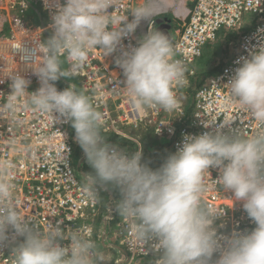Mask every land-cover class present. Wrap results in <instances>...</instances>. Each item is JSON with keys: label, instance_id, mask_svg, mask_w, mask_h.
Returning a JSON list of instances; mask_svg holds the SVG:
<instances>
[{"label": "clouds", "instance_id": "obj_1", "mask_svg": "<svg viewBox=\"0 0 264 264\" xmlns=\"http://www.w3.org/2000/svg\"><path fill=\"white\" fill-rule=\"evenodd\" d=\"M114 3H57L52 35L40 50L43 62L34 71L40 87L29 92L30 79L19 73L10 76L8 109L14 111L17 101L27 98L26 106L32 110L58 114L59 120L71 123L86 156L80 166L90 179L89 195L95 197L104 188L119 193L114 211L127 222L130 243L156 250L154 264H264V42L237 61L239 66L226 84L234 103L250 112L261 128L245 136L230 125H204L210 130L185 135L178 150L153 169L150 162H143L142 147L130 152L101 135L103 115L85 92L72 86L61 91L55 83L67 75L62 57L70 69H79L92 49L106 56L119 52L115 64L137 110L178 107L173 89L184 82V68L173 59L169 36L149 27L134 46L122 45L141 24L150 26L154 16L169 7L167 0H143L131 10V20L114 16ZM163 16L159 18L163 24L166 19L173 22ZM85 165L91 168V177L83 171ZM13 168L11 161L0 162V252L10 249L13 264H102L104 257L95 242L79 231L66 236L59 224L40 231L20 214L8 179ZM212 168L219 170L220 187L232 193L234 204L242 203L256 225L252 231H234L230 237L218 234L216 220L224 214H213L204 203L207 189L202 182Z\"/></svg>", "mask_w": 264, "mask_h": 264}, {"label": "built area", "instance_id": "obj_2", "mask_svg": "<svg viewBox=\"0 0 264 264\" xmlns=\"http://www.w3.org/2000/svg\"><path fill=\"white\" fill-rule=\"evenodd\" d=\"M62 2L0 0V162L13 163L8 179L14 185L16 206L40 231L56 224L64 229L66 236L79 231L95 242L104 257L102 264L111 250L118 255L114 264H154L156 250L148 244L130 243L127 222L114 211L119 193L100 189L95 197L89 195L90 179L80 166L83 161L75 166L72 159L75 148L71 123L59 120L58 114L32 110L26 106L27 98L19 99L14 111L7 107L10 76L19 73L30 79L29 92L40 87L34 71L43 62L40 50L52 35V15L57 3ZM142 3L143 0H115L112 14L121 19L129 16L131 20V10ZM167 3L169 7L164 11L172 13H176L179 5L183 6L180 14H175V28L169 35L174 47L173 59L184 68V82L173 89L178 99L175 110L134 107L125 89L123 72L115 64L119 52L106 56L102 50L92 49L86 64L79 69H70L66 60L67 76L80 79L83 92L102 113L101 133L110 138L106 140L130 152L142 147L143 162H148L144 150L148 139L156 142L153 147L164 148L167 158L182 145L185 135L196 136L210 130L204 125H230L245 136L261 128L250 112L234 103L226 84L239 66L237 61L264 42V0H167ZM161 15L164 13L155 15L150 26L141 24L133 37L123 40V47L134 46L149 27L157 30ZM223 27L244 28L236 52L218 74L197 85L196 77L195 83L192 79L197 72L196 61L202 57L205 45L213 42ZM33 52L35 55L31 56ZM55 83L61 91L69 86L76 89L65 77ZM192 87L194 96L188 113L187 92ZM135 131L140 134L135 135ZM218 176L219 170L212 168L202 177L207 189L204 203L213 214H224L216 220L218 234L230 237L234 231L241 234L252 231L256 225L248 218L242 203L224 202L231 200L232 193L220 187ZM240 215L242 218L236 217ZM0 264H13L10 249L0 252Z\"/></svg>", "mask_w": 264, "mask_h": 264}, {"label": "rangeland", "instance_id": "obj_3", "mask_svg": "<svg viewBox=\"0 0 264 264\" xmlns=\"http://www.w3.org/2000/svg\"><path fill=\"white\" fill-rule=\"evenodd\" d=\"M168 15L170 16L172 21H175L174 14L169 13ZM173 23L175 24L176 21ZM172 27H174V25H172ZM243 30H244L243 27L234 28V29H227L223 27L222 29H220V31H218L216 39L213 42L205 45L203 49L202 57H200L196 61V67L198 69H197L196 75L192 77L193 83L196 82V79L194 77H198L199 71L201 72L203 70L206 73L205 74L206 77H212L216 75L215 73H216L217 68H220L219 70H221L222 66L226 63V60L232 57L233 54L236 52V47L238 46V43L240 41V35ZM61 60H62V70L66 72L67 70L66 59L62 57ZM65 78L73 82L78 91H83L81 87L80 79L72 77V76H67V75L65 76ZM187 94H188V103L191 104L192 97L194 96V92L191 89V91L188 90ZM71 132L73 136L72 141H73V145L75 148L74 157L72 159H73L74 165L78 166L79 163H81L82 160L86 158V156L83 150L81 149V147L75 141V130L73 128ZM100 132H101V129H100ZM102 136L105 139H110L103 134ZM162 141L165 142V140H162ZM236 217L242 218L241 215L236 216ZM107 255L108 257L106 259L105 264H113L115 258L118 256L115 250L110 251V253Z\"/></svg>", "mask_w": 264, "mask_h": 264}, {"label": "trees", "instance_id": "obj_4", "mask_svg": "<svg viewBox=\"0 0 264 264\" xmlns=\"http://www.w3.org/2000/svg\"><path fill=\"white\" fill-rule=\"evenodd\" d=\"M220 68H217V70H216V73L215 74H217L220 70H219ZM205 72L202 70L201 72L199 71V74H198V77H196V79H197V85H200V84H203L204 83V81L206 80V79H208L209 77H206L205 76ZM213 75V74H212ZM200 76V77H199ZM191 89H193V87L192 88H190L189 89V91H191ZM193 92H194V90H193ZM189 105H188V113H190L191 112V109H192V103L190 104V103H188ZM159 152L157 153V154H154V155H151V156H148L147 157V160H148V162H150V165H152V166H154V167H160L161 165H162V163L164 162L163 160L166 158V156L168 155V154H166V152H165V150H164V148H160L159 150H158ZM163 156V157H162ZM155 158H157V159H162V161L160 160V161H158V160H156ZM156 160V161H155ZM83 171L85 172V174L87 175V176H89V177H91V168L88 166V165H85V166H83Z\"/></svg>", "mask_w": 264, "mask_h": 264}, {"label": "crops", "instance_id": "obj_5", "mask_svg": "<svg viewBox=\"0 0 264 264\" xmlns=\"http://www.w3.org/2000/svg\"><path fill=\"white\" fill-rule=\"evenodd\" d=\"M175 11H176V13H172L171 11H169V10H166V11H162L161 13H164L165 14V16H163V17H168L169 15V13L171 12V14H174V16H175V21H176V15L178 14H180L179 13V10H177V9H175ZM161 13H159V14H161ZM176 14V15H175ZM162 16V15H161ZM175 21H173V22H175ZM171 23V32H170V34H173V31H174V28H175V24L174 23ZM172 25H174V27H172ZM162 31H163V33H165L167 36H169V33L167 32L168 30H167V28H163L162 29ZM140 134V132H138V131H135V135H139ZM154 144H156V142L154 143V140L153 139H148V140H146L145 141V144H144V150H145V153L148 155V156H151V155H154V154H157L159 151V149L160 148H155V147H153L152 145H154ZM163 157V156H162ZM156 160H158V161H160V160H162V159H157V158H155ZM155 160V161H156ZM229 205H231V204H229Z\"/></svg>", "mask_w": 264, "mask_h": 264}, {"label": "water", "instance_id": "obj_6", "mask_svg": "<svg viewBox=\"0 0 264 264\" xmlns=\"http://www.w3.org/2000/svg\"><path fill=\"white\" fill-rule=\"evenodd\" d=\"M166 20H167L168 23H165V24H163L164 23V20L163 19H159L157 21V25H158L157 30L162 31L163 28H167V30H168L167 32L170 31L171 24L169 23V20L168 19H166ZM104 189H106V188H104Z\"/></svg>", "mask_w": 264, "mask_h": 264}, {"label": "bare ground", "instance_id": "obj_7", "mask_svg": "<svg viewBox=\"0 0 264 264\" xmlns=\"http://www.w3.org/2000/svg\"><path fill=\"white\" fill-rule=\"evenodd\" d=\"M177 10L182 11L183 10V6L182 5H179L178 8H177ZM224 202L227 203L228 205L229 204H231V205L233 204V201L232 200H230V201L227 200V201H224Z\"/></svg>", "mask_w": 264, "mask_h": 264}]
</instances>
